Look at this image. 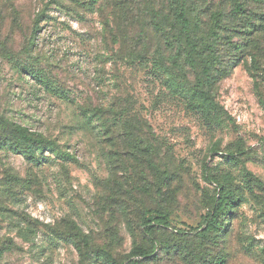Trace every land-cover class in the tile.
Returning a JSON list of instances; mask_svg holds the SVG:
<instances>
[{
    "label": "rangeland",
    "instance_id": "1",
    "mask_svg": "<svg viewBox=\"0 0 264 264\" xmlns=\"http://www.w3.org/2000/svg\"><path fill=\"white\" fill-rule=\"evenodd\" d=\"M169 1L152 0L160 15ZM245 5L257 27L221 31L233 61L210 104L196 93L210 82L202 63L158 61L170 34L152 28L151 0H0V264H220V252L264 264V0ZM240 42L248 55L234 59ZM18 127L43 142L41 164ZM219 195L210 240L177 232L202 225ZM148 212L171 220L151 241Z\"/></svg>",
    "mask_w": 264,
    "mask_h": 264
},
{
    "label": "trees",
    "instance_id": "2",
    "mask_svg": "<svg viewBox=\"0 0 264 264\" xmlns=\"http://www.w3.org/2000/svg\"><path fill=\"white\" fill-rule=\"evenodd\" d=\"M206 2L207 0H170L168 13L166 15H160L157 8H154L155 3L151 0V26L156 31H163V33L168 29V33L170 34L168 37L170 40L167 53L157 50L159 53V62H166L167 60H169V62H186V65H191L193 68L196 67L197 63H202L204 65L205 70L203 74L210 78V82L204 80L200 76L198 78L200 82H198L196 86V93L200 95L204 103L208 102L212 104L214 101L212 90L213 85L216 83V79H223L230 74V66L227 65V63L224 64V62L233 61L231 58L225 60L222 56V52L220 51L221 31H232L235 28H239V31L242 30V32L248 33L247 31L256 29L257 23L252 20V13H250L245 5V0H218V2H213L211 4L217 5L208 16L209 20L206 25L207 19L202 16L201 11H199L206 6ZM207 8L209 9V6ZM236 16L239 18H235ZM257 19L263 21L264 12H261V14L257 16ZM234 46V59L237 57L236 55H248L246 54V42H240ZM32 74L49 88V83L46 78L35 72ZM97 109L99 110H96V112L99 114L103 111L100 108ZM16 131L19 134V142L26 145V150L23 151L26 159L34 164H41L42 160L38 158L36 154L37 151H43L45 149L43 142L34 139L28 134V131L22 127H18ZM47 149L58 158L60 157L63 161L76 160V157L69 152L60 154L54 148L48 147ZM207 173L208 169L207 166H205V179L211 181ZM227 199L228 198L220 195L215 197L212 208L204 218L202 225L190 227L188 229H178L177 232L194 241L210 240L213 231L218 227ZM168 226H171V220L167 215H151L148 212L143 213L141 217V227L144 233L148 235L150 241L154 239L153 233L157 227L166 228ZM211 242H214L213 245L218 242L216 244V249L222 248V242L219 241V239H217L216 242L214 240ZM196 251L193 253L186 252L183 257L186 261L193 262L194 259H198L202 256L200 252L199 254H195ZM139 255L145 257L143 259H147L148 256L153 257L154 260L156 259L155 254L149 255V252H140ZM219 255L220 264H226L228 262L227 254L220 252ZM109 260L114 262L111 257H109ZM141 262L142 259L134 258L130 259L127 264H140Z\"/></svg>",
    "mask_w": 264,
    "mask_h": 264
}]
</instances>
